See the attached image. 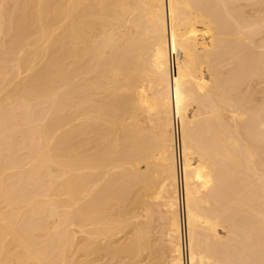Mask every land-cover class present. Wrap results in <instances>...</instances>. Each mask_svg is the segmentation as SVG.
Wrapping results in <instances>:
<instances>
[{
    "label": "bare ground",
    "instance_id": "1",
    "mask_svg": "<svg viewBox=\"0 0 264 264\" xmlns=\"http://www.w3.org/2000/svg\"><path fill=\"white\" fill-rule=\"evenodd\" d=\"M0 264H264V0H0Z\"/></svg>",
    "mask_w": 264,
    "mask_h": 264
}]
</instances>
